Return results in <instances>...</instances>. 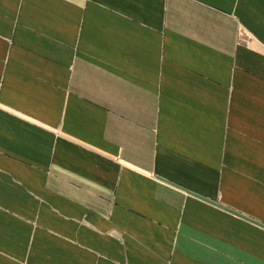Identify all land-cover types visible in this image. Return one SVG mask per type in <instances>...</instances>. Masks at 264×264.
<instances>
[{"label": "crops", "instance_id": "crops-1", "mask_svg": "<svg viewBox=\"0 0 264 264\" xmlns=\"http://www.w3.org/2000/svg\"><path fill=\"white\" fill-rule=\"evenodd\" d=\"M0 264H264V0H0Z\"/></svg>", "mask_w": 264, "mask_h": 264}]
</instances>
